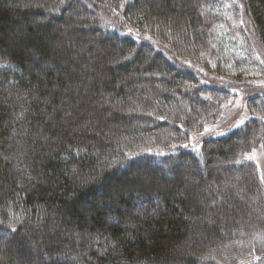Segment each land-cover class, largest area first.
Returning a JSON list of instances; mask_svg holds the SVG:
<instances>
[{"label":"trees","instance_id":"1","mask_svg":"<svg viewBox=\"0 0 264 264\" xmlns=\"http://www.w3.org/2000/svg\"><path fill=\"white\" fill-rule=\"evenodd\" d=\"M262 54L264 0H0V264H264Z\"/></svg>","mask_w":264,"mask_h":264},{"label":"rangeland","instance_id":"2","mask_svg":"<svg viewBox=\"0 0 264 264\" xmlns=\"http://www.w3.org/2000/svg\"><path fill=\"white\" fill-rule=\"evenodd\" d=\"M109 9L110 8H108V10H100V17L98 15L97 16H98V18H100L101 22H103L104 25H106L108 27H111L110 26V24H111V25H113L114 27H116L118 29L119 28H123L121 30L131 31V28L123 27L122 26L121 21H120L119 17L117 16V12L109 11ZM191 9H192V7H191ZM194 9L196 11H198V8L193 7V10ZM198 15H200V14L198 13ZM244 18H245V21L243 22V24H244L245 28L250 31V28H252V26H250L248 24L247 19H246L245 16H244ZM236 22H238V21H235L234 23H236ZM254 37H256V41H255ZM242 39L243 38L239 39L240 44H241ZM250 42H252V44H253L252 51L256 52V51H258L260 49L259 48V45L260 44L257 45V43H258V37L254 33H251V41L247 40L246 42H243V46L248 49L247 43L249 44ZM259 52L260 51H258V54H257V57L259 59L256 58L255 60L262 59L261 56H260V54H259ZM260 53H262V52H260ZM262 55L264 57V54H262ZM243 83H244V85H242L241 82H237V85L234 82L233 83H230V82L227 83L228 84L227 87L229 88V90H231V92L233 93V96L236 97V100H237L236 101V104H235L236 106L241 105V104H243V106L246 105V100L250 96H252V95L258 94V95L264 96V75L257 76V77H253L250 81L243 82ZM257 102L258 103H262L263 101L260 100V98H259V100ZM234 109H237L236 110V113H235V115L233 117L234 120L236 121V123H238V122L241 123L242 120H245L246 118H248L249 113L247 111V108L245 109V111L243 113V116H242L243 118L238 115V108L232 107V110H234ZM117 112H119V111H117ZM260 119H262L264 121V118L263 117H260ZM223 120H227V119L226 118H223ZM218 131H219V128L210 127L208 129V133H207L206 136L213 135L214 133H216ZM220 131H222V128H221ZM200 135H198V136H200ZM196 137H194V138H196ZM200 141H201L200 139L199 140H196V141H193L194 142L193 146H196L197 144H199ZM155 150L156 149H154V150L151 149L148 152L150 155L156 156V157L151 158L149 160L152 161V162H154V163H157V162H160L161 161V159L163 158L161 156H163V155H159L158 153H155ZM139 154L140 153H131V156H128V160H130V161L133 160L135 162V164H137V165L138 164L139 165L140 164H142V165L143 164H152L151 162H147V163L143 162V161H145V160L148 159V158H146L147 155H141V156H139ZM251 154H252V157L251 158L254 159V161L256 162V164L258 166V169H259V172H262L264 170V154H263L262 149L254 150L253 152H251ZM226 166H229V164H226ZM246 172H247V169H245V171H243V176H245L248 173V172L247 173ZM225 176L228 177V173ZM186 177H187V174L184 176V178H186ZM181 178H182V176H181ZM187 180L188 181H193L191 177H188ZM64 261H66V260H64Z\"/></svg>","mask_w":264,"mask_h":264},{"label":"bare ground","instance_id":"3","mask_svg":"<svg viewBox=\"0 0 264 264\" xmlns=\"http://www.w3.org/2000/svg\"><path fill=\"white\" fill-rule=\"evenodd\" d=\"M257 52V51H256ZM255 52V53H256ZM243 56L244 57H247V53L244 51L243 52ZM254 65H256V67L254 68V70L256 69V71H260V72H262V70H261V66L258 64V63H256V62H254L253 63ZM256 110L258 111V112H260V111H262V110H264V101L262 102V103H260V104H257L256 106ZM263 115H264V113H263ZM264 118V117H263ZM257 124V123H256ZM255 124V125H256ZM261 129H263V126L261 125V124H257L256 126H255V132H254V136H256L257 134H258V131H260ZM242 137H243V139L246 141V142H248L249 143V145L250 146H252V151H254V150H258V149H262L263 148V142H264V139L260 142V143H258V144H254L255 143V141H254V137H253V134H252V131L249 129V128H245L243 131H242ZM251 151V152H252ZM244 153H247V151H244L242 154H240L239 156H237L238 157V160L236 161V162H238V163H240V162H242L243 160H242V156H243V154Z\"/></svg>","mask_w":264,"mask_h":264}]
</instances>
